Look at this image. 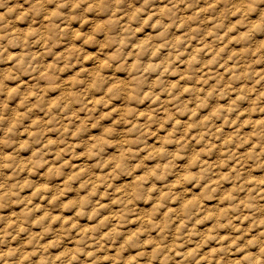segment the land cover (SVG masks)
<instances>
[{
	"label": "rangeland",
	"instance_id": "1",
	"mask_svg": "<svg viewBox=\"0 0 264 264\" xmlns=\"http://www.w3.org/2000/svg\"><path fill=\"white\" fill-rule=\"evenodd\" d=\"M0 4V264H264V0Z\"/></svg>",
	"mask_w": 264,
	"mask_h": 264
},
{
	"label": "bare ground",
	"instance_id": "2",
	"mask_svg": "<svg viewBox=\"0 0 264 264\" xmlns=\"http://www.w3.org/2000/svg\"><path fill=\"white\" fill-rule=\"evenodd\" d=\"M50 29H52V28H50ZM140 40V39H139ZM149 41V40H148ZM144 42H146V41H144ZM144 42H142L143 44H145ZM47 85H50V84H47ZM209 167V166H208ZM207 167V168H208ZM206 169V168H205ZM190 206H195L194 204H192V205H186L185 206V208H186V211L187 212H189V211H191L192 209H191V207ZM217 223V222H216ZM115 228H116V226H115ZM196 234V233H195ZM221 248V247H220ZM223 251V250H222ZM250 258V257H249ZM250 260V259H249ZM237 263V262H236Z\"/></svg>",
	"mask_w": 264,
	"mask_h": 264
},
{
	"label": "clouds",
	"instance_id": "3",
	"mask_svg": "<svg viewBox=\"0 0 264 264\" xmlns=\"http://www.w3.org/2000/svg\"><path fill=\"white\" fill-rule=\"evenodd\" d=\"M4 5L3 4H0V7H3ZM9 11L11 10V7H9V9H8ZM259 15L261 16V17H264V7H260V10H259Z\"/></svg>",
	"mask_w": 264,
	"mask_h": 264
}]
</instances>
